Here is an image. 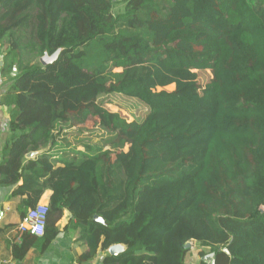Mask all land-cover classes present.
Returning <instances> with one entry per match:
<instances>
[{
    "label": "trees",
    "instance_id": "16d2710c",
    "mask_svg": "<svg viewBox=\"0 0 264 264\" xmlns=\"http://www.w3.org/2000/svg\"><path fill=\"white\" fill-rule=\"evenodd\" d=\"M0 57V187L22 219L53 192L16 259L44 252L67 211L78 264L114 245L104 264H185L193 237L213 254L198 264H264V0H0ZM114 96L147 113L110 111Z\"/></svg>",
    "mask_w": 264,
    "mask_h": 264
},
{
    "label": "crops",
    "instance_id": "0c3cea01",
    "mask_svg": "<svg viewBox=\"0 0 264 264\" xmlns=\"http://www.w3.org/2000/svg\"><path fill=\"white\" fill-rule=\"evenodd\" d=\"M0 61H3L2 57ZM9 87L8 78L0 73V153L9 132V109L3 104V97ZM12 191V189L0 187V264H78V257L87 250V247L77 242L74 231L67 230L73 219L67 211L57 224L59 235L44 252L34 247L23 259L19 260L14 257L13 246L21 241L17 240L16 228L22 221V217L18 212L21 199L10 200ZM52 194L51 190L46 191L39 204L49 205ZM107 254L108 252L100 251L96 259L89 264H104Z\"/></svg>",
    "mask_w": 264,
    "mask_h": 264
},
{
    "label": "rangeland",
    "instance_id": "374dc122",
    "mask_svg": "<svg viewBox=\"0 0 264 264\" xmlns=\"http://www.w3.org/2000/svg\"><path fill=\"white\" fill-rule=\"evenodd\" d=\"M120 8H122V5L119 7L117 6L115 13L116 11L120 10ZM1 65L2 62L0 61V66ZM198 73L200 74L201 84L206 85L210 81V76H211L210 72L198 71ZM163 90L171 92L174 90V87H168ZM112 104L114 105L107 106V108L110 111L114 113L116 112L122 113L130 121H132L134 117L140 119L147 113L146 107L137 100H127L119 96H114L112 100ZM95 125H96L95 121H91L90 123L87 124L86 127L92 133L94 138L99 139L104 134V132L100 128H96ZM201 243L202 240L196 237H193L186 242V244L184 245V249L186 251L184 258L185 264H198V262L201 259L200 257L201 253L206 255L204 259H206L208 256L211 255L209 249L204 247Z\"/></svg>",
    "mask_w": 264,
    "mask_h": 264
},
{
    "label": "built area",
    "instance_id": "2783aa9c",
    "mask_svg": "<svg viewBox=\"0 0 264 264\" xmlns=\"http://www.w3.org/2000/svg\"><path fill=\"white\" fill-rule=\"evenodd\" d=\"M48 212L49 206L45 204H38L28 210L26 216L16 228L17 240H21L22 236L28 233L42 237L45 234Z\"/></svg>",
    "mask_w": 264,
    "mask_h": 264
},
{
    "label": "water",
    "instance_id": "95a60500",
    "mask_svg": "<svg viewBox=\"0 0 264 264\" xmlns=\"http://www.w3.org/2000/svg\"><path fill=\"white\" fill-rule=\"evenodd\" d=\"M62 50H58L54 55L52 56H49L48 54H45L44 57H42L40 59V63L43 65V66H46L50 63H53L54 61H56L59 57V55L61 54ZM17 74V69L15 68L14 69V73L12 74L13 76H15ZM41 152H32V153H29L27 155V158H34L36 157L37 155H39ZM264 211V210H263ZM94 221L95 222H98L100 224H105V221L102 217L100 216H95L94 217ZM126 251V247L124 245H114V246H111L109 249H108V254L110 256H117V255H120L122 253H124ZM213 258V254H211L210 256H208L206 259L211 261Z\"/></svg>",
    "mask_w": 264,
    "mask_h": 264
}]
</instances>
